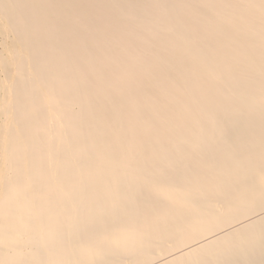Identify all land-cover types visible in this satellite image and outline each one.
Segmentation results:
<instances>
[{"label": "bare ground", "instance_id": "obj_1", "mask_svg": "<svg viewBox=\"0 0 264 264\" xmlns=\"http://www.w3.org/2000/svg\"><path fill=\"white\" fill-rule=\"evenodd\" d=\"M0 264H264V0H0Z\"/></svg>", "mask_w": 264, "mask_h": 264}]
</instances>
